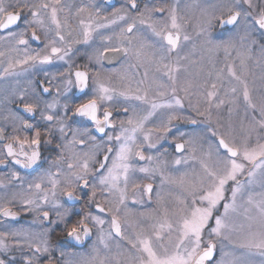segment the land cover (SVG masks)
<instances>
[{"label": "snow or ice", "instance_id": "obj_1", "mask_svg": "<svg viewBox=\"0 0 264 264\" xmlns=\"http://www.w3.org/2000/svg\"><path fill=\"white\" fill-rule=\"evenodd\" d=\"M72 8L65 0H0V31H7L0 41L14 39L16 44L27 46L24 36L29 30L32 40L40 41L39 32L46 41L41 51L33 53L25 48L22 56L17 49H10L17 55L7 57L0 76L57 59L69 64V70L60 74L68 77L66 89L74 75L75 86L83 93L89 71L70 70L73 45H87L101 29L124 22L126 26L116 34L119 43L113 45L111 36L101 35L102 50L95 52L97 64L109 59V54H122L129 61L119 74V86L111 83V75L106 83L101 73L95 72L91 98L72 113L106 135L108 146L105 150L103 142L98 144L88 128L71 127L59 114L57 97L43 99L51 92V81L49 87L41 84L42 92L34 93L30 101L21 94L18 102L23 103L22 111L34 116L39 110L40 122L11 116L13 133L31 131L30 136L5 135V128L0 127V140L7 141L0 152V165L10 162L33 169L43 158L42 145H52L54 139L57 154L49 168L28 183V194L19 197L21 210L35 215L33 224H38V229L10 227L0 231V252L7 255L18 249L22 264H41L42 257H47L46 264H251L223 252V247L221 260L214 261L217 243L223 245L227 240L264 258V0H223L200 7L199 17L182 13L181 0L145 3L143 8L138 0H127V6L112 13V19L101 17L98 7L93 11L89 5H81L75 12ZM76 17L80 19L74 28L71 21ZM22 18L24 30L12 31ZM216 24L222 29L242 28L239 43L233 37H213L211 30ZM190 27H194L196 38H204L203 47L194 43ZM198 52L208 53L206 62ZM221 52L224 63L218 67L213 53ZM5 55L0 51V57ZM254 67L260 69L259 75ZM121 100L126 119L119 121V132L106 133V129L116 128L110 109H118ZM185 100L195 116L181 112ZM104 104L109 107L101 117L98 113ZM63 107L67 115L68 105ZM225 108L227 118L221 114ZM234 116L239 119L234 120ZM173 121L194 126L203 122L207 127L173 137L177 141L175 152L180 155L169 162L167 149L160 152L159 148L172 133ZM146 150H156V154L146 155ZM138 161L147 164L138 166ZM157 176L160 183L155 188V207L133 212L129 196L133 205H143L145 196L151 202ZM11 178L23 181L17 171L11 172ZM0 187L5 185L0 182ZM61 196L67 201L86 196L89 208L94 204L96 213L111 219L90 210L74 213L64 206ZM16 201L15 194L5 199L0 216L17 219L20 212L10 206ZM53 212L56 219L51 218ZM73 215L79 218L73 221ZM60 225L67 239L77 243L95 229L97 239L91 252L70 260L60 251V259L54 260L50 233ZM0 264H15V257L0 259Z\"/></svg>", "mask_w": 264, "mask_h": 264}, {"label": "flooded vegetation", "instance_id": "obj_2", "mask_svg": "<svg viewBox=\"0 0 264 264\" xmlns=\"http://www.w3.org/2000/svg\"><path fill=\"white\" fill-rule=\"evenodd\" d=\"M66 3L72 4L73 8L72 11L75 12V8L81 5H89L91 9L94 11L95 8L100 9V16L105 17L107 16L109 19H112V13L120 8L122 5L127 6V0H65ZM175 0H138L139 6L141 8L144 7L145 3L148 4H159V3H167L172 4ZM223 0H181V11L184 12L189 16L199 17L201 16V12L199 10L200 7L204 5H212V4H220ZM184 5H190V8H184ZM199 6V7H198ZM209 11H212L209 8ZM85 18H87V14H85ZM80 17H76L73 19L72 25L73 27L78 26V21ZM103 22V21H101ZM195 24V21L193 25ZM126 25L124 22H118L116 25H112L110 28L101 29L100 35H94L93 41L89 44H75L73 45V54L71 56L70 63L72 64L71 71L74 73L76 70L80 71H89V81L88 87L82 93L80 92L75 86V76L71 77L73 83L70 86L65 85V81L67 80V76L65 75L62 77L61 73H66L69 70V64L65 63L64 61L54 59L50 64H39L37 63L34 67L25 65L22 68H16L14 70L15 73L13 75H4L0 76V127L5 128V135H13V134H27L31 135V131L21 132V133H13V121L11 116L13 114L17 116L23 117V119L27 120L30 123H38L40 122V111L38 110L34 116H30L27 113L22 111L23 103L18 102V98L21 94L24 95L26 101H30L34 97V93L39 94L42 92L41 84L44 87H49V81H51V92L49 94H45L43 99L47 101H51L53 97H57L59 99V114L67 121V123L73 127H86L91 131L92 135L97 137V142H103V146L106 150L107 148V136L102 135L95 131L94 127L91 125L90 121H87L85 118L79 116H73V112L75 107L80 104L86 102L89 98H91L92 91L94 88L92 76L95 72L99 71L101 73V79H104L105 82H109L107 77L111 75V83L115 86H119V74L125 69L127 61L122 54L119 57H110L109 59H105L102 64H97L95 62V52L98 48L102 50V36H111L112 40L111 43L116 45L119 43L116 39V34L120 32L122 27ZM26 27L23 18L20 20L18 25L14 26L11 30L15 32L23 31ZM188 31L195 32L194 27H190ZM144 32L147 33V30L144 29ZM212 36L219 39V37L229 36V37H240L243 34L242 28H232L231 26L220 28L218 24H216L213 29L211 30ZM40 35V41H34L31 38V31H27L25 33L24 38L29 41L28 45H18L15 43L14 39H6L0 41V51L5 52V57H0V73L3 72L4 67L7 66V57L8 56H15L17 52H12L10 49L15 48L18 50L19 54L22 56L25 48L30 52H37L41 51L44 47V43L46 42L42 33L38 32ZM150 35V34H149ZM0 36H7V31H0ZM152 39H155L152 37ZM204 40H194V43L197 44L198 47H203ZM191 45H188L190 48ZM188 50L187 48L185 49ZM204 53H197V55L205 54ZM92 56L93 59L90 61L89 57ZM217 59V66H223V55L222 52L218 55H214ZM67 59V58H66ZM87 65V69L85 68ZM79 66V68H77ZM24 69H27L26 71ZM135 71V70H132ZM254 71L259 75L260 69L254 67ZM47 74V75H46ZM141 76L143 75V70L140 71ZM140 77H136L139 79ZM258 83V82H257ZM57 89H59V96H57ZM182 95V94H181ZM187 100L184 101V105H188L186 103ZM131 103H135L132 101ZM64 104L68 105L67 115H65ZM43 107V105H41ZM105 107H109L108 104H104L100 108V112L98 113L101 117L103 115V110ZM113 111L112 119L116 122L115 129H106V133H112L113 135L119 132V121L123 117V104L122 100L120 102V106L118 109H110ZM182 112V110H181ZM7 118V119H6ZM196 119H198L196 117ZM178 122V121H177ZM187 128H193L197 125H191L184 121L182 123H178L179 131H182V126ZM41 127L43 124L41 123ZM181 129V130H180ZM178 132V131H175ZM56 137L58 139L59 133H56ZM44 137L42 136V140ZM6 140H0V152H3V144L6 143ZM57 140L54 139L52 145H42L41 152H42V160L41 162L35 166L33 169H22L18 165H13L10 162L7 165H0V182H2L5 187H0V205L4 204L5 199H11L15 194L17 196V201L14 205H10L13 207L14 211L20 212V215L17 219L12 220L11 218H5L0 216V231L6 230V228L15 227V228H35L38 229V224H33V220L35 215L31 212L25 213L21 210L19 204V197L21 195H27V188L28 183L35 181L41 174H43L50 166V160L55 159L57 154V150H55ZM177 141L172 142L173 152L174 151V144ZM106 143V144H105ZM115 144V141L112 142ZM179 155V153H176ZM100 158H103V154L101 153ZM10 160V158H9ZM143 161H138L137 164L141 165ZM55 171V169H52ZM17 171L19 172L20 176L23 178L21 180H13L11 178V172ZM11 181V183H9ZM159 176H157L154 182V191L156 188V183L159 182ZM148 181L145 180L144 183ZM22 185V187H21ZM90 191V189L85 190ZM153 191V192H154ZM61 202L64 203V206L74 213L82 214L83 211H92L94 214L96 213L95 205L93 204L90 208L86 205L85 201L87 197L85 196L84 199L80 201H67L66 197H59ZM99 198V196H98ZM147 200L144 201L143 205H133L132 202L129 201L128 206L130 209H139V208H147L150 206L151 202H149L148 197L146 196ZM102 203V202H101ZM47 210V209H45ZM102 218L106 220H110L111 217L106 214H99ZM51 218L56 219L55 213H51ZM78 215H73L72 220L78 219ZM45 226H48V222H45ZM55 227V226H53ZM104 228H108V224L104 225ZM131 231V230H129ZM51 243L53 247V259L59 260V252L64 251L67 255V259L76 260L81 255L88 254L91 252V248L93 243L97 239L96 230H93V234L86 238L84 241L77 243L76 241H69L66 237V231L63 228V225L59 227H55V230L50 233ZM123 243V241H122ZM30 255L31 253H27ZM217 256V250L214 254V260ZM15 257V264H22L21 260V253L18 249L10 251L7 255L3 252H0V259H5L6 261L9 258ZM47 257L41 258V264H46Z\"/></svg>", "mask_w": 264, "mask_h": 264}, {"label": "rangeland", "instance_id": "obj_3", "mask_svg": "<svg viewBox=\"0 0 264 264\" xmlns=\"http://www.w3.org/2000/svg\"><path fill=\"white\" fill-rule=\"evenodd\" d=\"M182 12H184V10H182ZM193 16H195V15H193ZM193 23H194V21H193ZM189 33L191 35H193L194 40H198V41L199 40H204L203 37L196 38L195 37V32L189 31ZM224 37H229V36L226 35ZM219 38H221V37H219ZM234 39L237 41V43H239V37H234ZM203 55L205 56V62H206L208 53H205ZM213 55H216V54L213 53ZM222 55H223V53H222ZM221 94H223V92ZM193 102H195V101H193ZM186 103H188V102L186 101ZM122 104L123 105L125 104V102L123 100H122ZM182 113L185 114V115H193V116H195V113L192 111L191 108H189L188 105H184V108L182 109ZM221 114L225 118H227V109L225 108ZM242 114L243 113H242V110H241L240 115H242ZM197 118H198V120H201V121H203V119H204L202 117H197ZM122 119H126V116L124 115V113H123ZM233 119L234 120H238L239 117L238 116H234ZM179 122L182 123V121H178V122L177 121H173L174 127L172 129V133L168 136L167 140L161 141V147L159 148V151L160 152H163L164 149H167L168 155H167L166 158L169 160V162H171V160L175 156H177V154L173 152V147H172V142L174 141L173 140V137L178 136L180 132H185V133H189L190 134L194 128H196V129H205L207 127V124L202 122V123H199L196 127H193V128H187V127H183V125H181L182 126V131H179V126H175V125H178ZM149 127H151V124H149ZM213 127H215V125H213ZM175 131H178V132H175ZM208 135H210V134H208ZM97 143L99 144L101 142H97ZM113 146H115V144H113ZM145 154L146 155L147 154H153V155H155L156 154V150H146ZM146 164H147V162L146 161H143L142 164L141 165H138V166H143V165H146ZM169 170L170 171L173 170L172 169V166H171V163H169ZM181 171H183V167L182 166H181ZM137 175L138 176H141L142 174L137 173ZM159 183H160V181L156 183L157 184L156 187L159 185ZM152 197H153V199H152L151 204H150L149 207H147V208H139V209L134 208V209H132V211L135 212V213L147 212L150 209H152L153 207H155V191L152 193ZM97 199H101V198L100 197L99 198L97 197ZM145 200H147L146 196L144 197V201ZM129 201L131 202V195L129 196L128 203H129ZM101 202H102V200H101ZM206 239H207V236H205V240ZM233 239H235V237H233ZM222 247H223V252H229L233 256L241 257L245 261H250L251 264H260V261L262 259H264V258L260 257L259 255L255 254L254 251L252 253H249L246 249H241L239 247H236L235 244H230L227 240H225V241H223V245H221V243H217V248H216V250H217V256H216V258H215L214 261L221 260L222 255H223ZM228 259H231V256L228 257Z\"/></svg>", "mask_w": 264, "mask_h": 264}, {"label": "water", "instance_id": "obj_4", "mask_svg": "<svg viewBox=\"0 0 264 264\" xmlns=\"http://www.w3.org/2000/svg\"><path fill=\"white\" fill-rule=\"evenodd\" d=\"M109 57H115L113 54H109ZM174 151H175V144H174ZM215 252H216V250H215ZM215 252H214V254H215Z\"/></svg>", "mask_w": 264, "mask_h": 264}]
</instances>
